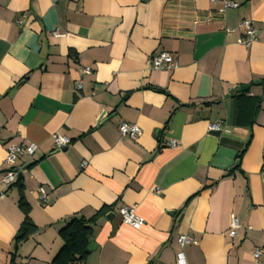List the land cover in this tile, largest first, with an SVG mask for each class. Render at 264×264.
Wrapping results in <instances>:
<instances>
[{"label":"crops","instance_id":"obj_1","mask_svg":"<svg viewBox=\"0 0 264 264\" xmlns=\"http://www.w3.org/2000/svg\"><path fill=\"white\" fill-rule=\"evenodd\" d=\"M230 1L238 8L219 14L222 0H0V177L10 145L37 146L16 161L19 185L0 181V264H51L59 230L95 215L82 264H254L264 246V83L254 84L264 81V0ZM244 20L256 30L247 47L237 42ZM160 52L176 66L152 68ZM236 86L248 89L225 99ZM246 98L260 100L252 126L236 115ZM121 122L140 128L137 139L120 137ZM55 133L70 140L65 150ZM21 197L36 231L15 248ZM122 205L135 207L139 230L121 223ZM180 234L197 243L180 250Z\"/></svg>","mask_w":264,"mask_h":264},{"label":"built area","instance_id":"obj_2","mask_svg":"<svg viewBox=\"0 0 264 264\" xmlns=\"http://www.w3.org/2000/svg\"><path fill=\"white\" fill-rule=\"evenodd\" d=\"M238 3H235L230 0H222V6L218 10L219 14L225 13L228 9H236L238 8ZM211 19L208 18L207 21H210ZM21 25V21L17 22ZM240 27L244 31V35L238 39V43L249 46L255 39L256 30L250 20H244ZM54 36H58L56 32L53 33ZM150 64L152 68L154 69H171L176 66V62H173L169 53L167 52H160L158 55L151 58ZM81 74L89 75L91 73V69L88 67L81 68L80 70ZM82 83L79 81L76 85L77 90H81ZM222 123H211L208 126L209 131H220L221 130ZM118 133L120 137L129 138L131 140L137 139V137L141 134L140 128L131 123H125L121 122L118 125ZM53 147L57 150H61L63 147H67L70 143V140L62 135H59L57 133L51 135ZM168 147H174L175 142L169 141L167 143ZM37 150V146L32 143H22L20 145H10L7 148L6 157L4 159V170L1 174L0 181L2 184L5 185V187H11L17 182V176L20 173V169L16 166V161L21 158L25 157L28 159H31L32 156L35 154ZM263 158H264V148H263ZM86 166V162H83L81 164V168H84ZM157 194L160 193L159 190L155 191ZM2 197L3 195L0 194ZM38 201L39 204H44L47 202L46 200V191L44 188L38 189ZM118 216L120 217V221L122 224L127 225L133 229L139 230L143 224L144 221L141 217H139L136 214L135 207L134 206H126L122 205L118 208ZM231 223H230V231L229 236L234 237L236 230L239 228L240 224L236 217L231 215L230 217ZM197 241L195 238L191 237L187 234H180L176 237V244L177 247L181 250L187 245H193L196 244ZM264 257V246L255 248L252 251V258L254 264H263L262 258ZM178 262L182 263V254L179 252L177 255Z\"/></svg>","mask_w":264,"mask_h":264},{"label":"trees","instance_id":"obj_3","mask_svg":"<svg viewBox=\"0 0 264 264\" xmlns=\"http://www.w3.org/2000/svg\"><path fill=\"white\" fill-rule=\"evenodd\" d=\"M259 102L260 100L256 98H246L244 102L237 107V118H244V123L252 126L254 123V116L259 108ZM242 105L246 107L244 108ZM19 184L20 182L15 183V185ZM18 206L24 214V219L14 239L15 248L36 231V227L28 216V204L22 197L18 201ZM95 218H97L96 215L88 220L84 218H73L59 230L58 234L63 244L59 252L53 258L51 264H82L85 261L89 254L88 246L93 233L92 226Z\"/></svg>","mask_w":264,"mask_h":264},{"label":"water","instance_id":"obj_4","mask_svg":"<svg viewBox=\"0 0 264 264\" xmlns=\"http://www.w3.org/2000/svg\"><path fill=\"white\" fill-rule=\"evenodd\" d=\"M260 83H264V81H255L254 84L255 85H259ZM248 89V87H233L231 90H229L226 94V96L224 97L225 99H229V98H232L234 93L236 91H241V92H244ZM66 147H63L61 150H58V151H62V150H65ZM23 175L22 173H19L18 176H17V182H19L21 179H22Z\"/></svg>","mask_w":264,"mask_h":264}]
</instances>
